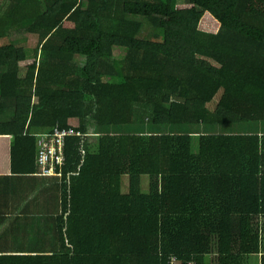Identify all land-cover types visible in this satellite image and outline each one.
I'll use <instances>...</instances> for the list:
<instances>
[{
    "label": "trees",
    "instance_id": "1",
    "mask_svg": "<svg viewBox=\"0 0 264 264\" xmlns=\"http://www.w3.org/2000/svg\"><path fill=\"white\" fill-rule=\"evenodd\" d=\"M254 121L264 0H0L1 143L30 162L35 131L74 129L56 176L73 203L60 239L119 245L90 264H264V132L243 127Z\"/></svg>",
    "mask_w": 264,
    "mask_h": 264
},
{
    "label": "crops",
    "instance_id": "2",
    "mask_svg": "<svg viewBox=\"0 0 264 264\" xmlns=\"http://www.w3.org/2000/svg\"><path fill=\"white\" fill-rule=\"evenodd\" d=\"M185 127L172 131L189 130ZM38 132L42 131H35L36 136ZM252 132L264 131L256 127ZM1 141L0 264H90L108 256L103 248L110 246L105 244L119 246L116 242L61 240L58 219L73 211V203L61 202L58 178L41 175L35 159L10 161L7 143Z\"/></svg>",
    "mask_w": 264,
    "mask_h": 264
},
{
    "label": "built area",
    "instance_id": "3",
    "mask_svg": "<svg viewBox=\"0 0 264 264\" xmlns=\"http://www.w3.org/2000/svg\"><path fill=\"white\" fill-rule=\"evenodd\" d=\"M73 128H60L57 125L49 131L37 134V151L35 161L44 175L60 176L61 166L64 163L63 143L64 137L74 134ZM78 132H76L77 134ZM175 257L171 256L168 264H174ZM187 264H195L188 261Z\"/></svg>",
    "mask_w": 264,
    "mask_h": 264
},
{
    "label": "rangeland",
    "instance_id": "4",
    "mask_svg": "<svg viewBox=\"0 0 264 264\" xmlns=\"http://www.w3.org/2000/svg\"><path fill=\"white\" fill-rule=\"evenodd\" d=\"M147 23L144 24V26H146ZM148 33V30H147V26L142 30V35H146ZM9 38L11 39H20L21 42L25 43V48H27L28 50L32 49L36 43H37V36L34 35V34H29V33H26V32H14L12 31L10 33V35L8 36ZM122 53L123 51L119 48V47H114L113 48V54L116 56V57H121L122 56ZM23 74V71H21L20 75ZM68 123L71 125V126H75L77 124V120L75 118H71V120H68ZM255 125V126H254ZM144 129H146L147 125H144ZM186 125L184 123H181L180 125H177V127H185ZM243 127L244 129H253V128H256V127H259V129L263 130L264 131V121L262 122H246L245 124H243ZM124 129V128H123ZM154 129H157L156 127H154ZM184 129H189V128H184ZM113 130H116V131H119L115 128H113ZM125 130V129H124ZM149 130H152L149 129ZM43 132V131H42ZM40 133V132H38ZM91 140L94 141V137H91ZM41 175H44L40 172ZM127 176L126 175H123L121 176V180H120V189L122 191H125L127 190ZM140 188L142 191H146L147 190V177L145 175H142L140 177ZM248 262L249 264H257V257L254 256V255H251L249 258H248Z\"/></svg>",
    "mask_w": 264,
    "mask_h": 264
},
{
    "label": "bare ground",
    "instance_id": "5",
    "mask_svg": "<svg viewBox=\"0 0 264 264\" xmlns=\"http://www.w3.org/2000/svg\"><path fill=\"white\" fill-rule=\"evenodd\" d=\"M255 126V125H254ZM201 127V126H200ZM167 132V131H166ZM213 133V132H212ZM256 134V133H255Z\"/></svg>",
    "mask_w": 264,
    "mask_h": 264
}]
</instances>
